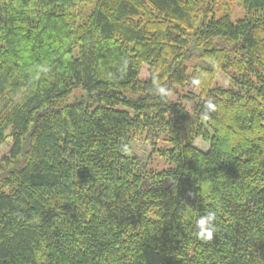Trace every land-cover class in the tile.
Here are the masks:
<instances>
[{
    "label": "trees",
    "instance_id": "obj_1",
    "mask_svg": "<svg viewBox=\"0 0 264 264\" xmlns=\"http://www.w3.org/2000/svg\"><path fill=\"white\" fill-rule=\"evenodd\" d=\"M218 1L0 0V264H264V0Z\"/></svg>",
    "mask_w": 264,
    "mask_h": 264
},
{
    "label": "rangeland",
    "instance_id": "obj_2",
    "mask_svg": "<svg viewBox=\"0 0 264 264\" xmlns=\"http://www.w3.org/2000/svg\"><path fill=\"white\" fill-rule=\"evenodd\" d=\"M216 17H221L225 14H229L233 21H237L246 15L242 2L236 0H219L214 7ZM142 77L144 79L149 77V67L145 66L142 71ZM221 83H223L221 81ZM194 144L203 149L209 150L210 143L206 142L202 138H197ZM170 148L172 144L166 140L160 139L156 143L151 137L150 139L142 137V139L136 142L135 153L139 159L140 168L148 170L162 171L170 167L168 161L160 153L162 148ZM170 183V180L167 181Z\"/></svg>",
    "mask_w": 264,
    "mask_h": 264
},
{
    "label": "clouds",
    "instance_id": "obj_3",
    "mask_svg": "<svg viewBox=\"0 0 264 264\" xmlns=\"http://www.w3.org/2000/svg\"><path fill=\"white\" fill-rule=\"evenodd\" d=\"M201 83L199 78L192 79V85L194 87L199 86ZM155 94L164 97L168 95V91L165 86L156 84L155 85ZM217 109V105L214 104L211 100L205 104V112L210 113L214 112ZM120 151L123 153H128L130 148L127 144H123L120 147ZM217 211L208 210L205 214L200 215L194 221L195 223V236L198 240L208 242L213 239L214 233L217 231L216 225Z\"/></svg>",
    "mask_w": 264,
    "mask_h": 264
}]
</instances>
